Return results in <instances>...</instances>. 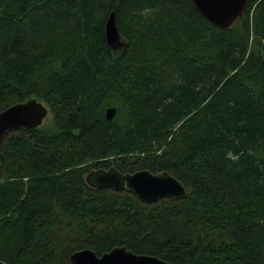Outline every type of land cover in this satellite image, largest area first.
<instances>
[{"label":"trees","instance_id":"1","mask_svg":"<svg viewBox=\"0 0 264 264\" xmlns=\"http://www.w3.org/2000/svg\"><path fill=\"white\" fill-rule=\"evenodd\" d=\"M31 97L50 120L0 141V264L119 245L173 264H264V0L226 29L191 0H0V111ZM111 166L168 171L186 196L87 185Z\"/></svg>","mask_w":264,"mask_h":264},{"label":"water","instance_id":"2","mask_svg":"<svg viewBox=\"0 0 264 264\" xmlns=\"http://www.w3.org/2000/svg\"><path fill=\"white\" fill-rule=\"evenodd\" d=\"M201 15L220 28H229L240 20L248 0H191ZM105 41L109 48L119 51L126 46L118 30L114 12H110L105 22ZM116 108L106 110V118L111 120ZM49 115L48 107L37 98L31 97L13 103L0 111V141L12 129H34L42 125ZM85 182L96 189L110 187L127 190L144 202H153L162 197L180 199L186 196L181 181L168 171L152 172L139 169L122 172L114 166L93 168L85 174ZM69 264H173L155 255L136 253L124 245L114 246L100 256L90 248L78 249L69 256Z\"/></svg>","mask_w":264,"mask_h":264},{"label":"bare ground","instance_id":"3","mask_svg":"<svg viewBox=\"0 0 264 264\" xmlns=\"http://www.w3.org/2000/svg\"><path fill=\"white\" fill-rule=\"evenodd\" d=\"M115 18V17H114ZM234 25V24H233ZM224 29V28H223ZM119 30V29H118ZM120 32V31H119ZM122 35V34H121ZM123 37V36H122ZM123 40H125L124 39V37H123ZM126 42V41H125ZM109 108H113V107H109ZM109 108H107V109H109ZM186 193H187V191H186ZM94 251V250H93ZM95 252V251H94ZM97 255V254H96Z\"/></svg>","mask_w":264,"mask_h":264},{"label":"rangeland","instance_id":"4","mask_svg":"<svg viewBox=\"0 0 264 264\" xmlns=\"http://www.w3.org/2000/svg\"><path fill=\"white\" fill-rule=\"evenodd\" d=\"M50 120V115L47 116V118L44 120L45 121H49Z\"/></svg>","mask_w":264,"mask_h":264}]
</instances>
